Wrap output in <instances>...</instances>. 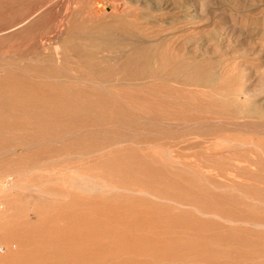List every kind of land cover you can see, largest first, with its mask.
<instances>
[{"label": "rangeland", "instance_id": "1", "mask_svg": "<svg viewBox=\"0 0 264 264\" xmlns=\"http://www.w3.org/2000/svg\"><path fill=\"white\" fill-rule=\"evenodd\" d=\"M62 30L67 36L57 42H65L64 48L52 54L54 36ZM25 66L44 72L34 74ZM7 83L15 87L7 90ZM0 85V257L16 250L5 238L19 230L28 239L35 225L47 228L53 216L66 211L54 202L73 204L75 196L89 225L86 235L96 231L97 217L146 207L155 218L168 207L232 227L229 218L192 201L194 194L217 191L216 182L250 204L253 213L264 212V200L244 192L251 181L236 176V166L256 172L242 158L264 161V0H0ZM24 86H36L33 98L42 108L27 107L26 96L14 91ZM211 103L237 107L217 115L206 107ZM181 137L207 142L199 150L170 152ZM166 161L173 166L169 170L206 173L213 183L185 181L178 188L167 184L168 179L180 183L170 177L164 183L159 167ZM78 183L81 190L75 189ZM161 190L175 196L159 195ZM106 192L115 197L108 201ZM139 199L146 203H136Z\"/></svg>", "mask_w": 264, "mask_h": 264}, {"label": "bare ground", "instance_id": "2", "mask_svg": "<svg viewBox=\"0 0 264 264\" xmlns=\"http://www.w3.org/2000/svg\"><path fill=\"white\" fill-rule=\"evenodd\" d=\"M66 16H68L67 13H66ZM26 18H27V15H26ZM6 28H7V26H6ZM6 28H4V30ZM68 31H66V32L68 33ZM62 32H63V30L61 32L58 31L54 36L55 38L53 37L54 41H53V44H51L52 46L50 47L52 49V52H51L52 54L53 53L55 54L64 48L63 45L65 42H57L59 37L61 38L62 36H67V35H64L65 33L63 34ZM20 55H22V54H20ZM27 55H29V53ZM123 56H125V55L123 54ZM55 57H57V56H55ZM32 58H31V60H33ZM15 60H13V61H15ZM25 60H27V59H24V62H26ZM20 61H22V60H20ZM49 62H51V61H49ZM116 62H118V59ZM38 63L40 64L39 61H38ZM43 63H45V62H43ZM16 64H17V62H16ZM51 64H52V62H51ZM155 65H157V64H155ZM45 66H49V64L48 65L46 64ZM56 66L58 67V64ZM6 70H7V68H6ZM17 70H18V66H17ZM45 70H47V69H45ZM191 70H193V68ZM15 71L16 70H7L4 72H7L8 74L9 73L15 74V73H17V71L16 72ZM25 71H28L31 73L33 72L34 74L40 73V75L44 72V70H41L38 68H31L28 66L25 68ZM25 74H27V73H25ZM212 77H213V75H212ZM177 79H176V81H177ZM6 80H8V79L6 78ZM56 80H54V81H56ZM166 81H168V80H166ZM63 82H65V81H63ZM169 82H171V81H169ZM3 83L4 82H2V84ZM17 83H16V85L18 86ZM67 84H70V82ZM161 84H162V82H161ZM162 85H164V84H162ZM6 86L7 87H5V86L4 87L7 90L15 87V86H13V84H8V83L6 84ZM142 86H144V85H142ZM1 87H2V85H0V90L2 89ZM35 87L36 86H34V87H32V86L25 87L24 86V87H20V88L18 87L17 90H14V91H17V93H21L22 96H26V100H24L23 102L26 104L27 107H30L31 109L32 108H34V109L39 108L40 109V108H42L41 107L42 102L40 100L33 98V95L35 93L34 92ZM123 88H124V86H123ZM127 90H129V89H127ZM160 91H162V90H160ZM177 91H179L178 88H177ZM219 91H221V90H219ZM244 91H246V90H244ZM1 92H2V90H1ZM117 92H119V91H117ZM248 92L249 91H247L246 94ZM119 93H121V94H119ZM119 93H118L119 95H122V91ZM154 93H156V92H154ZM157 93H160V92H157ZM175 93H176V91H175ZM130 94H131V92H130ZM1 95H3V94H1ZM157 95L158 94H156V96ZM124 96L126 97V95H124ZM201 96H203V95H201ZM28 97H31V99ZM204 98L206 99V97H204ZM123 99H122V102H123L122 104L126 103V102H124ZM168 99H170V98H168ZM2 101H5V100L3 99ZM141 101H144V100H141ZM160 101H162V99ZM144 103H145V101H144ZM144 103L142 102V104H144ZM155 103H157L156 100H155ZM185 103H187V102L185 101ZM192 104H194V102ZM188 105H190V104H188ZM229 105L231 108H229L228 106H222V105L219 106V105H217V103L216 104H214V103L207 104L206 107H208L210 113L218 115L220 112H223L224 110L226 111L225 114H227L228 111L232 113V109L237 107V104H235V103L229 104ZM1 107H4V106L1 105ZM128 107H129V105H128ZM129 108H131V106ZM202 109H204V108H202ZM202 109H200V110H202ZM2 110H4V109H2ZM200 110H199V112H200ZM167 111H166V113H170ZM179 111H181V109H179ZM179 111L173 110L172 112H176L178 114V113H180ZM150 112H152V110ZM9 113H11V112H9ZM132 114H134V113H132ZM233 114H235V113H233ZM17 115H18V113H17ZM180 115H182V114H180ZM232 116L234 117V115H232ZM235 116H236V114H235ZM172 117L173 116H171V118ZM123 118H125V117H123ZM120 119H121V117H120ZM143 119H142V121H143ZM186 119H193V118L189 117ZM136 120H137V118H136ZM136 120H134V121L136 122ZM45 122H47V121L44 120V123ZM32 127H33V125H32ZM30 128L28 130H30ZM25 130H26V128H25ZM29 132H31V131H29ZM84 135H86V134H84ZM80 136H82V135H80ZM193 137H194V135H193ZM50 139L52 140V138H50ZM80 139H82V138H80ZM116 139H117V137H116ZM116 139H115V141H116ZM118 139H119V137H118ZM195 139H197V138L181 137L180 140L177 141L173 145V147L170 148L171 150L169 148H168V150L170 152H178L179 150H188V149H195V148H196V150H199L200 145L207 142L204 137L199 138L198 141H201V142H195ZM121 140H123V139H121ZM210 140H211V138H210ZM133 144H134V142H133ZM17 145H18V143H17ZM21 145H23V144L21 143ZM100 145L98 146L99 148H100ZM9 146H11V145H9ZM32 146H33V144H32ZM95 146H96V144H95ZM242 146H244V145H242ZM15 147H17V146H15ZM238 147H239V145H238ZM240 147H241V145H240ZM94 149H92V150H94ZM118 149H119V147H118ZM245 150H247V149H245ZM4 151H6V149H4ZM113 152H114V150H113ZM206 153H207V149H206ZM249 153H252L251 150H249ZM249 153L247 152L246 154H249ZM73 155H75V154H73ZM8 156H9V154H8ZM234 158H236V157L234 156ZM64 159H66V158H64ZM67 159H69V158H67ZM121 159H122V157H121ZM148 159H150V158H148ZM239 159L238 160L236 159V162H238ZM248 159L249 160L242 158L241 160H243L242 162L244 164H247V165H250V166H253L254 168H256V172L250 173V172H247L248 169H245L243 167L238 168L236 166V169H237L236 170V176H238V177L245 176V177H247L248 180L251 181V182L250 181L249 182L252 184L251 185L252 187L249 186L247 188H243L245 190V191L243 190L244 192H246L247 194H249L252 197L264 200V188L259 189V187H258L259 184L264 186V161L261 160L260 158H257L256 156L254 158H248ZM233 161H235V160L233 159ZM242 162H240V163L243 164ZM205 163L206 162H202L199 165L202 166ZM160 164H161V166L159 167L160 168L159 169V172H160L159 178H162L164 180V183H166V177L176 178V179L180 180V183L176 184V185L173 184L172 180H170V179L167 180V184H172L174 187H178V188L182 187L185 184V181L189 185H192V186H206L207 185L206 183H213L212 181L208 180L209 176L206 173L199 174L196 172L195 173L191 172V175L189 176V175H187V172L184 168L179 169V170H169L173 167L171 163L166 161L164 163L161 162ZM235 165H236V163H235ZM127 166L128 165H126V167ZM137 167H139V166H137ZM202 169H207V168H202ZM135 170L136 171H134V170H132V171H134L136 173L137 168ZM229 171H230V169H229ZM140 172L141 171H139V173ZM208 172H210V171H208ZM220 173H222V172H220ZM136 174H138V173H136ZM228 174H226L225 176H222V175H224V174H222L220 176L223 178H226L229 176ZM233 176H231V177H233ZM67 182H69V181H67ZM143 184H145V183L143 182ZM82 185H83V183H82ZM147 185H150V184H147ZM213 185H215L218 188L217 191H215V190H204V192L202 194H199V195L194 194L192 197V201L195 203H198V204H200V203L203 204L202 205L203 210H206L209 212L213 211V212H216L217 214H219L220 216L223 215V216L229 218L230 220H228L226 222L235 224L232 227H227L224 222L216 221V220L211 219V218L196 217L189 212L179 211L176 214H174L171 212V210L168 207L165 208V210H163L164 214L161 217L155 218L152 216L153 213H150L149 211L146 210V209L151 208V207H146L143 212H140V211L139 212H135V211L130 212L129 211V212H126L124 215L115 214V216L114 215L111 216L110 219H109V217H106V216H100L102 218L97 217V222H96L97 227L95 229L96 231L92 235H86L85 230L87 227H89V225L87 224L86 219L84 217V214L82 213L80 200L77 196H75V198H73L74 199L73 204L70 202V200L61 206H60L58 201L54 202V204H53L54 208H57V207L61 208L62 207L64 209H66V211H65V214H57L56 216H53V219L50 221V224L47 228L35 225L34 229L32 228L31 232H29L30 236L28 237V239H26L24 237L22 231L19 232L18 229H17L18 231L15 232L11 237L7 238V240L5 238L6 243L12 244V245L15 244L16 250H14V251L8 250V253L5 256L0 257V264H157V263H162L164 260L165 261L167 260L170 262L171 261L178 262L175 264H264V212L253 213L254 212L253 207H251L250 204H248L245 200H241L239 197L229 194L228 191L225 188L221 187L217 182L213 183ZM74 186H75L76 190H81L83 188V186H81L80 183H78ZM103 188H105V187H103ZM111 190H113V189H111ZM115 190L117 191L118 189H115ZM124 190H126V189H124ZM126 191H128V190H126ZM159 195H163V196L174 195L175 196V193L170 194V193L165 192L164 190H161V194H159ZM53 196H56V195H53ZM94 196L95 195H93L92 197H94ZM99 196L101 197V195H99ZM103 197L105 199H107L108 201H110L115 197V194L108 192L107 195L105 194ZM101 200H102V197H101ZM69 203H71V204H69ZM136 203L145 204L146 201L144 199H139ZM222 206H225L226 209H221ZM104 207H107V206H104ZM154 208L157 209V207H154ZM50 210H51V207H50ZM129 210L133 211L130 208H129ZM222 210H224V211H222ZM92 212H93V210H92ZM38 215H39V213H38ZM103 217H106V218H103ZM102 219H104V220H102ZM43 220H45V219H43ZM185 222H187V224ZM237 222L251 223L253 226L260 227L261 229L260 230H253V229H247L244 227H237V224H236ZM181 224H185L184 225L185 228L181 227ZM90 246H93V248L90 249ZM11 248H12V246H11ZM14 248H12V249H14ZM89 250H91V251L88 252ZM173 262H171V263L173 264Z\"/></svg>", "mask_w": 264, "mask_h": 264}]
</instances>
